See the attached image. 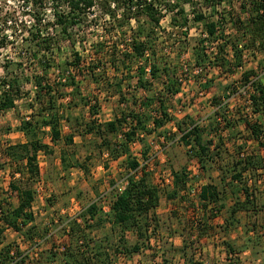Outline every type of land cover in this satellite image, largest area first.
I'll return each instance as SVG.
<instances>
[{"label":"trees","instance_id":"obj_1","mask_svg":"<svg viewBox=\"0 0 264 264\" xmlns=\"http://www.w3.org/2000/svg\"><path fill=\"white\" fill-rule=\"evenodd\" d=\"M119 2L120 0H64L66 10L59 11L55 7L53 12L54 21L61 26V33L64 35L78 25L83 19L82 15L95 5L99 6L98 9L103 10V13L108 14L112 21H116L115 26L119 29H122L123 22L115 19L113 12L117 9L122 8L126 11L122 14L126 23L131 19L137 21L135 27L130 26L132 34L123 47L119 48V45L114 43L108 50V61L115 71L116 78L115 82L108 83V86L112 85L113 93L119 95L120 101H124L122 85L130 78L133 70L134 74L131 77L136 79L134 91L141 89L145 92L144 96L139 99L135 96L131 100L133 107L104 121L98 117L100 108L96 100L90 105L89 101L84 102V105H88L87 113L92 119L85 120L83 125H80L84 127V130H79L80 135L83 137L92 135L98 139V154L101 157L105 156L106 162L124 156L123 163L127 171L124 183L113 192L108 204L105 205L108 209L105 211L104 205L92 201L82 210L84 220L86 221L88 216L91 221L95 220L93 225H102L107 221L111 230L119 227L122 245L120 248L117 243L114 251L123 256L130 257L132 253H137L142 248H154L150 242L152 238L156 241L154 245L156 248L158 245L164 246L163 240L158 237L159 218L155 213L161 190L152 183L148 165L151 147L148 137L154 133L158 134V140L164 139L166 145H172L176 141L181 143L186 148L190 160L195 162L198 173L206 174L213 170L218 172V181H209L198 187L197 196L201 202L200 207L204 210L201 220H196L199 236L211 228L208 220L215 218L223 210L226 215L220 226L222 231H228L239 224V214L242 212H256L259 215L263 212L264 215V156L259 152V149H264V86L260 79L252 68L243 69L238 80L234 82L239 85L238 88H233V83L221 88V93L227 94L226 102L220 96H213L212 110L203 120L194 119L188 113L177 118L170 113L171 106L169 107L167 103L180 92V78L176 74V67L170 66L166 61V55L159 53L155 43L157 41L155 29L160 27L165 30L161 26V20L167 14H172L170 24L176 27L183 37H187L186 7H188L192 13V20L201 23L203 30V36L193 48V66L206 69L207 65H214L219 73L233 74L238 68L243 67L242 50L238 47L241 41L245 42V48L255 47L264 52V0H121V4ZM34 3L42 4V0H34ZM241 13L247 15L242 18ZM140 16L146 19L143 23L150 25L147 31L137 20ZM42 19L39 12H34L36 28L34 30L29 28L28 33L31 45L29 50L41 72L32 75L37 91L36 105L30 104L34 111L28 118H21L17 126L25 135L26 141L9 144L1 152L14 166L16 162L17 164L22 162L16 171L21 173V176L27 175L29 185L26 183L23 185L22 182L19 183L20 180L14 178L9 180L8 186L11 195L17 196V204L11 207L6 198L0 199V234L5 228H10L24 232L30 240L34 239L31 233L33 226L27 228L33 221L32 203L35 199L33 186L41 175L37 162L38 153L52 155L55 152L52 146L61 144L58 157L61 169L66 171L76 167L87 171L85 162H80L73 150L71 153L68 152L70 149L68 146L75 143V134L72 130L64 135L61 123L63 120L69 121L64 111L71 105H78L74 100L80 102L85 100L80 96V85L74 71L78 74L86 71L97 80L95 70L99 65L98 60L96 64L82 66L81 57L75 51L72 52L70 60L54 64L55 61L52 59L56 57L59 47L52 42L51 36L43 34L45 32H42L41 28ZM52 66L58 72L54 82L56 87L54 91L57 94H49L50 87L45 85L48 82L46 75ZM153 81H159L162 88L154 90ZM0 86V111L14 107L16 99L21 97L18 78L0 75ZM212 86V79H205L204 83L200 84L204 91L210 90ZM245 89L251 100V112L255 116L251 120L246 114L236 116L234 108H229L228 103L229 99L241 94ZM153 105L156 107L152 108ZM75 121L78 123L79 117H76ZM240 123L246 125L245 134L239 127ZM167 125L174 127V131L167 130ZM47 135L51 144L44 140ZM237 138L242 139L240 143ZM250 139L256 142L258 150L246 148ZM137 142L141 146L140 155L143 161L132 156L131 145ZM160 145L164 146L162 143ZM103 166L107 168L108 163H104ZM169 169L172 179L170 185L166 186L168 188L165 191L166 199L186 200L191 192L188 189L189 184L197 180L200 174H190L187 166L175 169L169 165ZM11 174L15 176L14 173ZM183 190L184 193H181ZM260 217L263 219L261 215ZM253 226L245 228L246 234L250 232L251 236L247 237V242L240 248L235 249L233 244L224 242L228 253L236 254L248 248L249 242L257 244L253 235L260 233L264 236V222H256ZM84 231L85 228L76 219L69 221L68 242L64 243L60 250L49 249L46 259L42 258L46 250L35 253L39 256L32 261L17 245H3L0 240V264H26L27 259H30L31 264H44L43 260L54 263L58 256L62 258L63 264H90V257L86 254L90 253L92 248L89 247V242L93 240L88 238ZM127 231L134 234L133 243L125 240L124 233ZM193 243L191 240L190 244ZM106 247L100 243L96 248L93 247L96 250L95 259L99 255L107 259ZM187 255H184V264H204L199 258L194 257L193 251ZM161 258V264H167L168 258L164 254ZM232 261L233 264H238V261L234 262V259ZM94 263L104 264L105 261L101 262L100 259Z\"/></svg>","mask_w":264,"mask_h":264},{"label":"rangeland","instance_id":"obj_2","mask_svg":"<svg viewBox=\"0 0 264 264\" xmlns=\"http://www.w3.org/2000/svg\"><path fill=\"white\" fill-rule=\"evenodd\" d=\"M119 3L121 4V0ZM56 4H58V7ZM224 5H226V3H224ZM55 7L56 10L59 11L66 10L64 0H42V4L37 5L34 3V0H11V2H9V0H0V75H7L8 77L15 76L18 78L21 85V97L16 99L14 107L0 111V199L6 198L11 207L17 204V196L15 194L11 195L8 186V182L12 178L20 180L19 183L22 182L23 185H25V183L29 185L26 179L27 175L21 176V173H17L16 171V168L19 167L22 162H19V164L16 162V166H14L11 162L7 161V158L4 157L1 152L9 144L23 143L26 141L25 135L18 130L17 126L21 118H28V115L34 111L30 104L36 105L35 96L37 91L32 75L35 73L40 74L41 70L36 60L31 56L29 50L31 45L28 40L29 30H34L36 28L34 23V12H39L43 18L41 21V28H43L42 32H45L43 34L51 36L52 42L59 47L58 52H56V57L52 59L55 61L54 64H60L61 62L70 60L72 52L74 51L79 53L82 66L96 64L99 60V65L95 70L97 80H94L86 71L82 74H78L77 71H74L80 85V96L85 100L81 102L74 100L78 105H71L64 111L69 121L63 120L61 123L62 133L64 135L72 130L75 134V143L68 146V149L70 148L68 152L71 153L73 150L75 157L80 162H85L87 171H82L76 167L67 169L66 171L61 169L58 160L61 144L55 146L51 145L55 151L52 155L39 152L37 162L41 175L39 181L33 186L35 192V199L32 203L33 221H31L27 227L33 226L31 233H33L34 239L30 240L24 232L5 228L0 234V240L3 245H17L24 253L29 255L31 261L39 256L35 253L46 250L45 254L42 255V258L46 259V254L49 249L60 250L62 245L68 242V222L76 219L77 222L85 228L84 233L87 234V237L93 240L91 243L89 242V247L92 249L90 253L87 252L86 254L90 257V264H95L94 262H99L100 259L101 262L105 261L104 264H161V256L167 251L168 244L164 247L158 245L156 248V246H154L156 241L152 239V246L154 248H142L141 251L132 253L130 257L123 256V254L114 251L117 243H119L117 246L120 248L122 245L119 239V227L111 230L110 223L107 221L102 225H93L95 220L91 221L88 219V216H86L85 221L81 215L83 214L82 210L84 207L92 201H97L101 206L107 205L113 192L119 189L124 183L123 179L127 172L125 164L123 163L124 156L117 160H108L106 162L105 156L101 157L98 154V139L92 137V135H85V138L80 135L81 131L79 132V130H84V127L80 125H83L85 120L89 121L92 119L87 113L88 105H84L85 101H89V105L91 102L97 101L100 108L98 117L100 120L104 121L112 118L115 114H120V112L127 111L130 107H133L131 100L135 96L137 99L144 96L145 92H143V90L139 89L134 91L133 87L135 86L136 79L135 77H131L134 74L133 70L130 73V78L125 80L122 85V98L124 101H120L119 95L113 93L112 85L108 86V83H114L116 80L114 77L115 71L108 61V50L114 43H117L119 45L118 47L122 48L132 34V29L130 28L135 27L137 21L131 19L129 23H126L122 15L123 12L126 11H123L122 8L117 9L113 12L115 19H119L123 22L122 29H119V27L115 26V24H117L116 21H112V18H110L108 14L103 13V10L98 9L99 6L97 7L95 5L90 11L82 15L83 19L78 25L71 28L67 34L64 35L61 33V26L54 21L53 12ZM186 11L188 19L187 37H183L178 29L170 24V17L172 14H167L161 20V26L165 28V30H162L160 27L155 29L157 35V41H155V43L159 53L166 55V61L170 63V66L176 67V74L179 76V81L181 82L180 92L172 99L168 100L167 105L169 107L171 106L169 110L170 113L177 118L188 113L194 119L203 120L211 108L209 106V96L217 94L226 102L227 94H222L220 90L229 83H233V88H238L239 85L234 82L238 80L240 72L244 69V65H247V69L252 68L254 70L257 78L260 79L264 86V52H261L255 47L245 48V42L241 41L238 47L242 50L243 67L238 68L233 74L219 73L214 65H207L206 69L193 66V48L199 38L203 36V30L201 23L192 20V13L188 7H186ZM240 15L243 18L247 14L241 13ZM137 20L140 21L144 30L147 31L150 25L143 23L146 19L140 16ZM227 32H229V29H227ZM211 50H214L213 46ZM243 54L245 56H243ZM228 57L230 56L228 55ZM252 62L253 64L249 65ZM57 75L58 72L56 68L52 66L46 75L48 82L45 84L50 87L49 94H57V92L54 91L56 90L54 82ZM205 79L213 80V86L210 91H204V89L200 88V84L204 83ZM153 84L155 85L154 90L156 91L162 88L159 81H153ZM58 89H60V87H58ZM250 89L251 87L249 90ZM205 95H207V97ZM228 103L229 108H234V114L236 116L238 114L241 116L246 114L249 115L250 120L255 118L251 112V100L246 89L241 94H236L229 99ZM155 107L156 105H153L152 108ZM76 117H79L78 123L75 121ZM242 124L244 125V123H240L239 126L241 127ZM166 129L174 131V128L170 125H167ZM241 130L242 133L245 134L244 130ZM237 139L238 143L242 140L241 138ZM44 140L51 144L48 135ZM148 142L151 144L149 152L150 160L148 161L151 180L152 183L157 185L161 190V205L159 211L157 210L155 213L157 216H160L158 218H165L168 215L162 212H165L163 210L166 209L167 206L165 191H167L168 188H166V186L171 182L169 165H172L175 169L187 166L190 174H200L199 178L202 179V181H199L200 179L194 180L189 184V190H191V188H198L200 186L199 184L203 181L209 182V180H212L211 176H213L214 170L206 174L202 172L198 173L199 171L194 166L193 160H190V157L186 153V148L177 141L173 142L172 145H166L164 139L160 138V140H158V134L154 133L148 137ZM161 143L164 144V146L160 145ZM140 147L138 142L134 143L131 145V152L132 156H136L139 161H143L140 155ZM256 147L257 146L252 145V143H247L246 145L248 150L255 149ZM104 163H108L107 168H104ZM11 173H14L15 176L13 177ZM189 193L186 200L192 199L191 201L196 203L195 194ZM229 198L230 196H228V199ZM107 209V206L103 207V210L106 211ZM197 213L196 210H193L194 217L197 216ZM220 214V218H224L226 215L225 210ZM262 214L263 212H261L260 215L264 217ZM174 215L175 213L171 214V216ZM260 215L256 212H242L239 214V226L242 222V224H245L244 230L245 228L254 227V223L263 221ZM187 216H189V214L184 213L174 218L184 219V217ZM260 219L262 221H260ZM195 220H197V218H195ZM247 221L250 223H247ZM88 225L91 226L89 227ZM257 228H259L258 225ZM259 231L260 230H258V232ZM231 232L235 234L233 233L235 231ZM74 235L75 233L73 236ZM242 235H244V237H240L239 242H235L236 239L232 238L235 242L232 243L235 249L245 244V242H247V237L251 236V234L246 235L244 233H242ZM253 236L257 244L252 242L247 243L249 246L248 248H250V255L253 259L255 256H259V258L262 259L261 262H263L264 236L260 233ZM124 238L128 243H133L135 241V236L130 231L124 233ZM232 239L228 240L229 243ZM223 241L216 242V245L220 247ZM35 242L37 243L35 244ZM99 243L101 246H107V259H104L105 257L101 255L95 259L94 254L96 250H94V248H96ZM80 244L82 245V243ZM192 248L198 249V246L195 245ZM193 252L195 254L198 253L197 250ZM215 252H220V249ZM198 257L200 258V256ZM30 259H27L25 263L31 264ZM43 261L44 264H63L60 256L55 258L54 263ZM236 261L237 260L234 259V262ZM232 262L231 260L230 264H233Z\"/></svg>","mask_w":264,"mask_h":264},{"label":"crops","instance_id":"obj_3","mask_svg":"<svg viewBox=\"0 0 264 264\" xmlns=\"http://www.w3.org/2000/svg\"><path fill=\"white\" fill-rule=\"evenodd\" d=\"M252 64L253 62L250 63L249 65H252ZM244 69H247V65H244ZM205 96L207 97V95ZM213 96H218V95L212 94L211 96H209L210 98L209 106L211 107L210 111L212 110L211 98ZM209 112H207V114ZM240 129H243L244 132H246V125L242 124ZM247 143H252V145L257 146L256 142L252 141L251 139L248 140ZM255 149L258 150L257 147ZM259 152L264 156V149H259ZM193 163L195 164L194 161ZM213 172H214L213 176H211L212 180H209V181L216 182L219 179L218 172L216 170H214ZM169 175H170V171H169ZM170 178L172 179L171 176ZM199 179L200 178H198L197 180ZM199 181H202V179H200ZM170 183L167 184V186H169ZM205 183L207 182L203 181L199 185L201 186ZM181 193H184V190L181 191ZM195 197H196V203H193L191 201L192 200L191 198H190L191 200L181 199L180 201L179 199L178 200L177 199H166L165 197L167 206H166V209L163 210L165 212H162V213L163 214L165 213V215H168V216L165 218H159L158 228L160 231H159L158 237H160L162 240L164 239L163 241L164 246L168 244L167 251L164 252V256L168 258V261L166 260L167 264H184V259H183L184 255H187L188 253L194 250H197L198 252L197 254L194 255V257L195 258L197 257L198 259L199 258L198 256H200L199 260H201L204 264H230L232 259H236L238 261V264H262L263 263L261 262L262 259H260L259 256L257 257L255 256L254 259L253 257H251L250 248H244L243 250L237 252L236 254L228 253V251L226 250L227 248L225 246V243L229 242L228 241L229 239L234 238L236 239L235 242H239V238L244 237L242 233L246 234L244 230L245 224H242V222L240 226L239 224H237L233 226L231 229H229L228 231H222L220 226L223 224L224 218L223 217L220 218L221 214H219L215 218L208 220V225L211 226V228H209L205 234L199 236L196 230L197 221L193 219L197 218V220L198 219L201 220L200 217L204 214V210L202 209V207H200L201 202L199 201L197 194H195ZM160 200H159V205L155 209V212L157 210L159 211V207L161 205ZM193 210H196L198 212L196 217L193 216ZM172 213H175V215L171 216ZM184 213L189 214V216L184 217V219L174 218ZM263 222H264V217H263ZM247 223H250V222L247 221ZM231 231H235L233 232L235 234H232ZM248 234H250V232ZM152 239L150 240L151 243H152ZM234 239L231 240L230 242L231 244L235 243ZM191 240L194 241L193 244H190ZM218 241H223L220 247L216 245V242ZM195 245L198 246V249L192 248ZM219 249H220V252L218 253L215 252Z\"/></svg>","mask_w":264,"mask_h":264},{"label":"built area","instance_id":"obj_4","mask_svg":"<svg viewBox=\"0 0 264 264\" xmlns=\"http://www.w3.org/2000/svg\"><path fill=\"white\" fill-rule=\"evenodd\" d=\"M243 56H245L244 54H243ZM197 188H191V193H194V194H197Z\"/></svg>","mask_w":264,"mask_h":264},{"label":"clouds","instance_id":"obj_5","mask_svg":"<svg viewBox=\"0 0 264 264\" xmlns=\"http://www.w3.org/2000/svg\"><path fill=\"white\" fill-rule=\"evenodd\" d=\"M9 2H11V0H9Z\"/></svg>","mask_w":264,"mask_h":264}]
</instances>
